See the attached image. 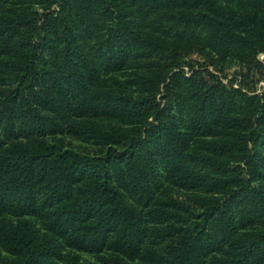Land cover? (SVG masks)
<instances>
[{"label":"trees","instance_id":"obj_1","mask_svg":"<svg viewBox=\"0 0 264 264\" xmlns=\"http://www.w3.org/2000/svg\"><path fill=\"white\" fill-rule=\"evenodd\" d=\"M264 0H0V264H264Z\"/></svg>","mask_w":264,"mask_h":264},{"label":"rangeland","instance_id":"obj_2","mask_svg":"<svg viewBox=\"0 0 264 264\" xmlns=\"http://www.w3.org/2000/svg\"><path fill=\"white\" fill-rule=\"evenodd\" d=\"M187 59L192 63L196 61L209 63L213 59L216 61V64H210L211 69H217L216 71H218L225 83L232 82L234 86H238V81L245 78L252 92L262 93L264 90V69H253L248 71L245 65L237 61L214 59L213 54L209 50L193 52L187 56ZM259 59L264 63V53L259 54Z\"/></svg>","mask_w":264,"mask_h":264}]
</instances>
